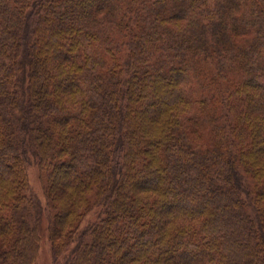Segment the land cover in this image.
I'll use <instances>...</instances> for the list:
<instances>
[{
    "label": "trees",
    "instance_id": "1",
    "mask_svg": "<svg viewBox=\"0 0 264 264\" xmlns=\"http://www.w3.org/2000/svg\"><path fill=\"white\" fill-rule=\"evenodd\" d=\"M45 217L58 264H264V0H0V264Z\"/></svg>",
    "mask_w": 264,
    "mask_h": 264
},
{
    "label": "rangeland",
    "instance_id": "2",
    "mask_svg": "<svg viewBox=\"0 0 264 264\" xmlns=\"http://www.w3.org/2000/svg\"><path fill=\"white\" fill-rule=\"evenodd\" d=\"M3 169V168H2ZM29 176H30V182L32 187L34 188L33 190L40 196L42 199L44 205H46V199L43 191V185L40 179V174H39V169L36 165H31L29 166ZM96 214L92 213L89 215L88 220H93L95 219ZM87 220V221H88ZM44 231L41 239V248L39 251V255L36 261V264H58L54 261L53 255H52V245L51 241L48 237V232H47V218H44ZM183 257V256H182ZM189 258H192V256H186Z\"/></svg>",
    "mask_w": 264,
    "mask_h": 264
}]
</instances>
